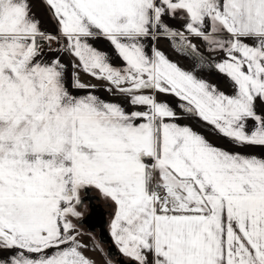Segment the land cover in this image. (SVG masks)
Instances as JSON below:
<instances>
[{
	"label": "snow or ice",
	"instance_id": "1",
	"mask_svg": "<svg viewBox=\"0 0 264 264\" xmlns=\"http://www.w3.org/2000/svg\"><path fill=\"white\" fill-rule=\"evenodd\" d=\"M91 190L126 264H264V0H0V264H96L78 228Z\"/></svg>",
	"mask_w": 264,
	"mask_h": 264
},
{
	"label": "crops",
	"instance_id": "2",
	"mask_svg": "<svg viewBox=\"0 0 264 264\" xmlns=\"http://www.w3.org/2000/svg\"><path fill=\"white\" fill-rule=\"evenodd\" d=\"M33 12L35 13V15L37 17L40 18V20L42 21V28L45 29L46 31L49 32H55V27L53 22L49 19V14L45 8V6L42 3H34L33 5ZM176 27H178V25H174ZM192 43L196 44L198 49L200 50L201 53H203L206 57V59L208 61H210L212 64H215L217 62H219L222 58H223V54H217V53H213V52H209L207 51V49L205 48L204 44L196 38H192ZM160 50H162L163 52H165V54L173 61L177 62L182 68L185 69H189L191 70L192 68V61L189 59H186L184 57H181L179 55H177L171 45L169 44V42L166 39H161L157 42L156 45ZM97 47H104L106 48V45H102V44H97ZM110 51V49H109ZM55 55V53H48L47 56L49 59L53 58V56ZM71 58L68 56L63 57V60L65 63H68L69 60ZM114 64H119L118 60H114L113 61ZM71 70V69H70ZM198 76H200L201 78L205 79L206 81L210 82L211 84L216 85L220 90L225 91L226 93H230L232 91V89L229 86L228 81L226 80V78L221 75L220 73H218L217 71H215L214 69H210L207 66L205 67V70L202 72H198L197 73ZM81 80L82 82L85 83H89V84H94L96 85V92L95 94L100 96L102 99L107 100V101H114V102H120L125 104V107H127L126 102H124L123 100H119L117 97L112 96L111 94H109L107 91L104 90L103 85L101 84L100 81H97L87 75H84L83 73H81ZM160 99H168L173 106H175V101L171 98V97H163L161 96ZM129 111H131V108H128ZM179 123L183 124V125H190L191 127H193L196 131L201 132L202 134H204L209 140L210 142H212L215 145L221 146V147H225L228 148L230 150H235L232 149V146L230 144H228L226 141L218 138L215 135H212L210 132V129L207 126H202L201 122L195 121V120H191L188 118H183L179 121Z\"/></svg>",
	"mask_w": 264,
	"mask_h": 264
},
{
	"label": "flooded vegetation",
	"instance_id": "3",
	"mask_svg": "<svg viewBox=\"0 0 264 264\" xmlns=\"http://www.w3.org/2000/svg\"><path fill=\"white\" fill-rule=\"evenodd\" d=\"M82 199L83 205L79 207V211L82 213V219L78 222V228L81 232L79 239L84 238V244L89 245L90 249L96 242H100L104 252L93 251V253L106 258L107 261L110 258L112 264H119L118 261L121 259L125 261L118 250L114 249L113 246L115 245L110 237L109 225L113 214L112 207L96 190L83 194ZM105 253H110L111 256H106Z\"/></svg>",
	"mask_w": 264,
	"mask_h": 264
},
{
	"label": "rangeland",
	"instance_id": "4",
	"mask_svg": "<svg viewBox=\"0 0 264 264\" xmlns=\"http://www.w3.org/2000/svg\"><path fill=\"white\" fill-rule=\"evenodd\" d=\"M83 240L84 238L82 239L80 238L81 243L84 244ZM85 255L90 259L94 260L96 264H107L106 258L101 257L99 254L96 255V253H93V251L90 248L88 250H85Z\"/></svg>",
	"mask_w": 264,
	"mask_h": 264
},
{
	"label": "water",
	"instance_id": "5",
	"mask_svg": "<svg viewBox=\"0 0 264 264\" xmlns=\"http://www.w3.org/2000/svg\"><path fill=\"white\" fill-rule=\"evenodd\" d=\"M113 247H114V249L116 250V247H115V246H113ZM121 261H124V260L121 259V260L118 261V263L120 264ZM125 263H126V262H125Z\"/></svg>",
	"mask_w": 264,
	"mask_h": 264
},
{
	"label": "trees",
	"instance_id": "6",
	"mask_svg": "<svg viewBox=\"0 0 264 264\" xmlns=\"http://www.w3.org/2000/svg\"><path fill=\"white\" fill-rule=\"evenodd\" d=\"M202 124V123H201Z\"/></svg>",
	"mask_w": 264,
	"mask_h": 264
}]
</instances>
